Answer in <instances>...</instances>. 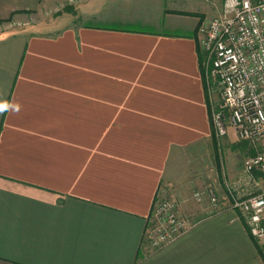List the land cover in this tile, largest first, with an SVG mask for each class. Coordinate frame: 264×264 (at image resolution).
<instances>
[{"label":"crops","instance_id":"obj_1","mask_svg":"<svg viewBox=\"0 0 264 264\" xmlns=\"http://www.w3.org/2000/svg\"><path fill=\"white\" fill-rule=\"evenodd\" d=\"M65 1L0 0L16 26L0 33V264H264L226 196L240 173L220 177L206 4L84 0L82 22L40 19ZM159 197L192 225L152 249Z\"/></svg>","mask_w":264,"mask_h":264},{"label":"built area","instance_id":"obj_2","mask_svg":"<svg viewBox=\"0 0 264 264\" xmlns=\"http://www.w3.org/2000/svg\"><path fill=\"white\" fill-rule=\"evenodd\" d=\"M198 37L219 96L212 114L216 135L226 136L233 128L255 150L245 159L239 182L227 183L226 196L264 256V0H223L220 14L201 20ZM208 194L218 206L215 190ZM191 225L176 199L159 197L147 228L148 244L164 246Z\"/></svg>","mask_w":264,"mask_h":264},{"label":"rangeland","instance_id":"obj_3","mask_svg":"<svg viewBox=\"0 0 264 264\" xmlns=\"http://www.w3.org/2000/svg\"><path fill=\"white\" fill-rule=\"evenodd\" d=\"M84 0H67L63 3H60L59 6H48V8L44 9L41 13V18L46 23L51 25V27H63L69 23H78L82 22L83 19L79 12L81 11V5ZM195 1H203L208 7V14L218 15L221 11V7L223 4V0H195ZM63 14L65 16L63 17ZM68 17V18H67ZM208 16H205L206 18ZM66 19V20H65ZM16 26L12 25H1L0 33L6 30H13ZM201 68L203 71L204 78V86L205 91L208 96L209 106H210V116H211V131L213 138V145L215 149V154L218 162V168L220 169V177L222 178L221 171L228 173L235 169L239 179L244 176V161L249 156L255 153L253 146L250 142L245 140H240L236 136V140L231 141L230 139L233 135V128L229 129V132L226 136L218 137L214 131L213 123H212V114L214 107L216 106V101L219 99L216 85L214 84L213 78L210 76V69L208 64L205 63L204 55L201 53ZM230 169V170H229ZM224 186V185H223ZM227 186V184H226ZM260 253V252H259ZM264 261V256L260 253Z\"/></svg>","mask_w":264,"mask_h":264},{"label":"clouds","instance_id":"obj_4","mask_svg":"<svg viewBox=\"0 0 264 264\" xmlns=\"http://www.w3.org/2000/svg\"><path fill=\"white\" fill-rule=\"evenodd\" d=\"M7 108L6 105H0V112H2L3 110H5Z\"/></svg>","mask_w":264,"mask_h":264},{"label":"trees","instance_id":"obj_5","mask_svg":"<svg viewBox=\"0 0 264 264\" xmlns=\"http://www.w3.org/2000/svg\"><path fill=\"white\" fill-rule=\"evenodd\" d=\"M189 14L197 15L198 13H189Z\"/></svg>","mask_w":264,"mask_h":264}]
</instances>
